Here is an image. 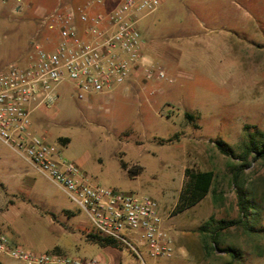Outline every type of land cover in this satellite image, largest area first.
Masks as SVG:
<instances>
[{
    "label": "rangeland",
    "instance_id": "obj_1",
    "mask_svg": "<svg viewBox=\"0 0 264 264\" xmlns=\"http://www.w3.org/2000/svg\"><path fill=\"white\" fill-rule=\"evenodd\" d=\"M14 2L9 0L0 16V65L28 59L37 42L51 49L58 38V31L43 26L41 19L59 0ZM138 25L143 40L156 45L145 52L153 58L149 64L167 77L147 78L141 68L110 98L90 101L77 99L73 83L66 81L54 105L33 113V131L79 164L93 183L154 197L167 223L189 234L188 244L174 240L171 258L144 254L145 264H264V163L254 154L240 157L250 138L264 133V0H162ZM218 141L234 155L223 153ZM184 165L212 169L216 177L199 205L174 214ZM240 165L247 216L243 224L220 230L218 248L211 249L209 233L199 227L211 217L241 218L234 182ZM138 168L137 175L131 172ZM63 199L79 210L78 218H87L69 197ZM49 237L56 240L60 234ZM99 248L75 247L69 255L111 263ZM118 249L117 264H143L135 252ZM0 259L25 264L5 254Z\"/></svg>",
    "mask_w": 264,
    "mask_h": 264
},
{
    "label": "built area",
    "instance_id": "obj_2",
    "mask_svg": "<svg viewBox=\"0 0 264 264\" xmlns=\"http://www.w3.org/2000/svg\"><path fill=\"white\" fill-rule=\"evenodd\" d=\"M21 1L13 4L20 6ZM161 1L121 0L107 13H89L88 8L104 0H86L84 7L59 0L41 19L43 26L58 31L54 47L45 49L37 42L28 59L0 65V141L60 186L88 215L95 232L135 252L143 264L144 254L154 259L174 255L171 227L165 224L158 201L148 194L93 183L79 164L61 156L54 143L33 131L32 115L54 105L58 88L66 81L73 83L77 99L90 101L110 98L116 86L141 68L147 78H166L163 69L156 70L146 60L138 25ZM8 3L0 0V16ZM76 20L85 25L83 34ZM0 254L25 264H107L99 257L80 259L55 251H33L12 243L1 229Z\"/></svg>",
    "mask_w": 264,
    "mask_h": 264
},
{
    "label": "crops",
    "instance_id": "obj_3",
    "mask_svg": "<svg viewBox=\"0 0 264 264\" xmlns=\"http://www.w3.org/2000/svg\"><path fill=\"white\" fill-rule=\"evenodd\" d=\"M120 1L104 0L103 4L93 5L87 10L94 8L95 12L107 13ZM67 4L84 7L86 0H77L75 3ZM76 24L83 34L85 25L79 20H76ZM155 49L156 45L143 40V53L148 62L153 61V58L145 52ZM186 168L187 166L184 165L183 183ZM64 195L68 197L60 186L46 175L36 171L12 148L0 141V229L8 234L11 242L23 244L28 249L37 248L35 250L39 252L55 251L67 255L75 247H88V244H94L100 247L102 254L110 258L111 263L102 259L103 261L107 264H117L115 261L119 259L120 250L112 246L102 247L90 241L87 233L94 230H92L88 215L85 213L87 218H78L79 210H75L70 202L64 201ZM177 202L178 200L176 204ZM166 220L165 224L171 227L173 239L178 242L184 240V243L188 244L189 234L178 230L176 223H167ZM54 232L60 234L59 239L52 240L49 237ZM33 233H37L40 237L39 244L34 242ZM0 261L4 263L1 259Z\"/></svg>",
    "mask_w": 264,
    "mask_h": 264
},
{
    "label": "trees",
    "instance_id": "obj_4",
    "mask_svg": "<svg viewBox=\"0 0 264 264\" xmlns=\"http://www.w3.org/2000/svg\"><path fill=\"white\" fill-rule=\"evenodd\" d=\"M185 116L188 121H193L194 115L190 112H186ZM260 138L252 136L248 143L245 145V149L243 150V154H240V157H243L245 160L249 157V155L254 154L253 157L255 159H259L264 163V133L258 132ZM217 145L219 149L229 155L233 156L232 150L228 148L227 144L222 141H218ZM242 165L238 166L236 170L238 172L235 174L234 182L237 185V195H238V204L241 211V218L239 219H220L216 220L214 217H211L208 221L202 224L199 229L202 232H208L209 237L212 240V245L210 246L211 249L218 248L219 244V236L220 230L230 227L236 224H243L244 216H247V209L245 204V188L244 183L239 181V173L242 171ZM140 169H131V172L137 175ZM216 177V173L213 170H200L195 169L193 167L187 166L185 171V180L181 189V193L178 199V202L173 209L174 214H178L183 212L197 203H199L202 199H204L211 191L212 186L214 184ZM87 238L97 243L98 245L105 247V246H112L116 248H122L119 242L115 239L100 234L98 232L89 231L87 233ZM221 249V248H220ZM226 251H230L231 248H224ZM0 264H4L0 261Z\"/></svg>",
    "mask_w": 264,
    "mask_h": 264
}]
</instances>
